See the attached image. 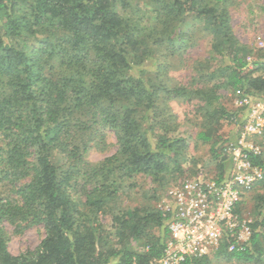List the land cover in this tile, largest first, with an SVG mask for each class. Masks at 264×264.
Returning a JSON list of instances; mask_svg holds the SVG:
<instances>
[{
    "label": "trees",
    "instance_id": "1",
    "mask_svg": "<svg viewBox=\"0 0 264 264\" xmlns=\"http://www.w3.org/2000/svg\"><path fill=\"white\" fill-rule=\"evenodd\" d=\"M131 1L139 0H0V176L15 194L0 191V264H150L162 256L168 216L154 209H117L122 178L143 175L159 183L182 171L185 140L168 134L172 117L157 127L161 98L197 100V139L210 143L216 179L228 174L229 158L218 148L214 125L234 114L219 90L264 100V74H255L260 62L250 61L235 41L225 8L206 0H143L155 13V21L143 26L116 9ZM189 16L214 26L225 64L219 79L192 64L186 85H169L159 75L177 66L181 59H172L189 47V31L181 26ZM30 41L37 46L28 48ZM56 49L63 56L53 73ZM104 129L114 134L117 150L91 164L86 154L103 139ZM248 156L251 166L264 167L261 156ZM116 167L119 175L108 177ZM79 177L89 187L81 206L72 195ZM256 199L249 239L237 245L228 235L213 257L263 261L264 194ZM110 213L120 241L149 238L146 251L113 248L100 218ZM5 223L16 234L42 226L44 237L34 250L12 255ZM155 229L162 235L155 236ZM209 255L180 264H210Z\"/></svg>",
    "mask_w": 264,
    "mask_h": 264
},
{
    "label": "rangeland",
    "instance_id": "2",
    "mask_svg": "<svg viewBox=\"0 0 264 264\" xmlns=\"http://www.w3.org/2000/svg\"><path fill=\"white\" fill-rule=\"evenodd\" d=\"M205 4L216 9H226L235 41L244 53L249 55L250 61L256 60L260 62L259 70L255 74H264V51L259 49L257 43L259 40L264 39V0H220L219 2L206 0ZM116 9L124 18L131 19L132 23L139 22L143 26H148L155 21V18H153L155 13L151 4H147L143 0L131 1L130 7L118 5ZM181 26L182 29L189 31L187 33L189 47L181 57L172 59L178 64L176 61L180 58V63L168 72L164 71L159 75V78L164 79L169 85H173L175 82L180 83V85H186L189 82L190 68L193 64V68L202 74H216L214 80L219 79L217 74L221 73L218 68L225 64V58L217 53L219 41L216 38L214 26L205 18L193 19L191 16L187 17ZM37 44L38 42L36 41H30L28 48L37 46ZM59 52L56 49L50 61L53 73L58 69L59 55L63 56V53L61 52L60 54ZM150 74L152 77L155 76V72ZM219 93L221 94V102L234 115L233 120L222 119L218 124L214 125V139L218 144V148L221 152H224L225 148L236 146L241 137L244 136L245 143L259 147L264 165V131L262 134L245 133V124L248 121L249 112L244 106L243 99L250 97L228 90L226 87H221ZM250 99L263 100L254 97ZM197 105V100L160 99L159 106L164 111L159 114L157 127L166 125L168 123L167 120L165 121L162 118L171 116L172 124L167 128L168 134L180 136L185 140L179 160L182 171L170 172L159 183H154L143 175L122 178L120 181L122 191L117 200L119 206L117 209H139L141 211L154 209L160 211V201L166 194L168 187L174 182L192 177L217 178V159L212 158L210 143L203 144L197 139V133L202 129V117L196 111ZM163 122L165 124H162ZM103 132V139L97 140L86 154L85 159L91 164L101 162L105 157L112 155L117 150L114 134L108 129H104ZM221 152L219 157L223 155H221ZM3 166L0 165V172ZM118 172V167H116L113 172L109 171L107 176H117V174L119 175ZM0 191L5 195H15L12 193L11 186L7 185L6 181L1 179V176ZM87 191H89V187L83 178L79 177L73 182L72 195L74 200L79 203V206H81ZM259 194H264V167L260 171V177L256 176L251 187L240 194L241 199L237 205L239 211L235 212L237 223L240 224L239 230L235 234L239 244L245 243L249 239L250 229L248 228L247 230L245 227L254 218L257 204L256 198ZM113 214H105L100 217L106 234L112 240L113 248L121 249L125 246L134 252L146 251L149 238L136 240L129 237L122 242L120 241L116 236L117 231ZM5 229L7 233V250L12 255H19L26 251L34 250L44 237V228L42 226L27 228L18 234L13 232V226L9 223H5ZM162 233L160 229L154 230L155 236H161ZM209 257L210 264H250L237 262L234 259L225 257H213L212 254ZM259 264H264V259Z\"/></svg>",
    "mask_w": 264,
    "mask_h": 264
},
{
    "label": "built area",
    "instance_id": "3",
    "mask_svg": "<svg viewBox=\"0 0 264 264\" xmlns=\"http://www.w3.org/2000/svg\"><path fill=\"white\" fill-rule=\"evenodd\" d=\"M264 50V39L258 42ZM248 109L246 134H262L264 131V100L243 99ZM229 158L226 178L192 177L177 181L168 187L160 201V211L167 216L168 236L162 256L150 264H180L187 259L209 255L216 251L224 238L231 236L237 245L235 205L240 194L260 177L263 170L251 166L249 154L260 156L258 146L245 143L244 136L232 148L223 152ZM260 170V171H259ZM248 230V227H245ZM237 229V230H236ZM232 248V245L228 248Z\"/></svg>",
    "mask_w": 264,
    "mask_h": 264
}]
</instances>
